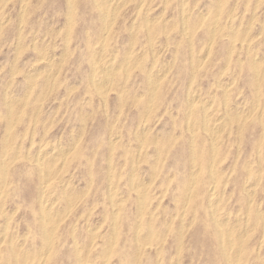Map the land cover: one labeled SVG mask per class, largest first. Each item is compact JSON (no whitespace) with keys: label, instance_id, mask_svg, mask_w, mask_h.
Masks as SVG:
<instances>
[{"label":"rangeland","instance_id":"1","mask_svg":"<svg viewBox=\"0 0 264 264\" xmlns=\"http://www.w3.org/2000/svg\"><path fill=\"white\" fill-rule=\"evenodd\" d=\"M263 210L264 0H0V264H264Z\"/></svg>","mask_w":264,"mask_h":264},{"label":"bare ground","instance_id":"2","mask_svg":"<svg viewBox=\"0 0 264 264\" xmlns=\"http://www.w3.org/2000/svg\"><path fill=\"white\" fill-rule=\"evenodd\" d=\"M129 1V0H128ZM105 2V1H104ZM183 2V1H182ZM107 3V2H106ZM220 3V2H219ZM116 4V3H115ZM120 5V4H119ZM126 5V4H125ZM220 6V5H219ZM257 6V5H256ZM122 6H120V8H121ZM188 7V6H187ZM163 8H165V7H163ZM116 9V8H115ZM25 10V9H24ZM27 10V9H26ZM108 10H110L109 8H108ZM113 10V9H112ZM150 10V9H149ZM183 11V10H182ZM108 12V11H107ZM115 13V12H114ZM118 13V12H117ZM106 15V16H105ZM104 16L107 18V14H105ZM203 16V15H202ZM145 17H146V15H145ZM184 17V16H183ZM201 17V16H200ZM70 18V17H69ZM150 18V17H149ZM205 18V17H204ZM3 20V19H2ZM111 20V19H110ZM251 20H252V18H251ZM149 21H151V20H149ZM3 22V21H2ZM72 23V22H71ZM106 23V22H105ZM133 23V22H132ZM184 23V22H183ZM229 24V23H228ZM252 24V23H251ZM134 26V25H133ZM214 26V25H213ZM184 28V27H183ZM250 28V27H249ZM148 29V28H147ZM216 30V29H215ZM187 33V32H186ZM20 38V37H19ZM67 39V38H66ZM68 40V39H67ZM211 40V39H210ZM211 42V41H210ZM250 44V43H249ZM248 47V46H247ZM210 48V47H209ZM16 50V49H15ZM156 50V49H155ZM148 52V51H147ZM157 52H159V51H157ZM116 53V52H115ZM130 54V53H129ZM207 55V54H206ZM257 55V54H256ZM114 56V55H113ZM155 56V55H154ZM205 56V55H204ZM131 57V56H130ZM256 57V56H255ZM258 57V56H257ZM263 57V56H262ZM64 59V58H63ZM230 59V58H229ZM60 61V60H59ZM99 61V60H98ZM111 61V60H110ZM122 61V60H121ZM260 61V60H259ZM123 63V62H122ZM257 63V62H256ZM54 64V63H53ZM105 64V63H104ZM106 65V64H105ZM119 66V65H118ZM109 67V66H108ZM107 67V68H108ZM121 67V66H120ZM153 67V66H152ZM101 68V67H100ZM103 68V67H102ZM105 68V67H104ZM113 68V67H112ZM116 68V67H115ZM114 68V69H115ZM166 68V67H165ZM226 68V67H225ZM111 69V68H110ZM113 69V70H114ZM151 69V68H150ZM149 69V70H150ZM36 70V69H35ZM44 70V69H43ZM107 70V69H106ZM119 70V69H118ZM107 71H109V69L107 70ZM40 72V71H39ZM127 72V71H126ZM168 72V71H167ZM37 73V72H36ZM101 73V72H100ZM113 73V72H112ZM149 75H150V72H149ZM152 75V74H151ZM166 75V74H165ZM12 77H13V75H12ZM98 77V76H97ZM149 77V76H148ZM154 77H155V75H154ZM50 78V77H49ZM108 78V77H107ZM128 78V77H127ZM151 78H152V76H151ZM156 78V77H155ZM97 79V78H96ZM103 79V78H102ZM159 79H160V77H159ZM95 80V79H94ZM157 80V79H156ZM162 80V79H161ZM219 80V79H218ZM234 80V79H233ZM96 81H99L98 79L96 80ZM106 81V80H105ZM149 81V80H148ZM153 81H154V79H153ZM11 82V81H10ZM219 82V81H218ZM30 83V82H29ZM229 83V82H228ZM158 84V83H157ZM10 85V84H9ZM149 85V84H148ZM10 87V86H9ZM53 87V86H52ZM154 87V86H153ZM156 87H157V85H156ZM189 87H190V85H189ZM73 89H74V87H73ZM155 92V91H154ZM14 93V92H13ZM225 93V92H224ZM17 95V94H16ZM211 95V94H210ZM226 95V94H225ZM214 96V95H213ZM259 97V96H258ZM211 100V99H210ZM150 101V100H149ZM193 101V100H192ZM226 101V100H225ZM16 102V101H15ZM195 102V101H194ZM193 102V103H194ZM203 102V101H202ZM204 103V102H203ZM207 103V102H206ZM211 103V102H210ZM241 103V102H240ZM252 103V102H251ZM206 105V104H205ZM210 105V104H209ZM225 105V104H224ZM11 106V105H10ZM152 107V106H151ZM256 107V106H255ZM206 108V107H205ZM240 110V109H239ZM193 112V111H192ZM204 112V114H205V111H203ZM219 112V111H218ZM10 113H11V111H10ZM208 113H206V115H207ZM189 115V114H188ZM192 115V114H191ZM216 115V114H215ZM209 116V115H208ZM245 116V115H244ZM19 117V116H18ZM205 117V116H204ZM207 117V116H206ZM203 118V117H202ZM209 120V119H208ZM17 121V120H16ZM206 121V123H208L207 122V119L205 120ZM219 121V120H218ZM226 121V120H225ZM14 123H16V122H14ZM203 123H205V122H203ZM156 124V123H155ZM204 125V124H203ZM144 126V125H143ZM209 126V128H210V125H208ZM146 127V126H145ZM212 127V126H211ZM224 127V126H223ZM193 128V127H192ZM212 128H214V127H212ZM146 129V128H145ZM152 129V128H151ZM218 129V128H217ZM222 129V128H221ZM34 130V129H33ZM194 130V129H193ZM197 130V129H196ZM205 130H207V129H205ZM209 131H210V129H209ZM136 132V131H135ZM207 132V131H206ZM208 133V132H207ZM121 135V134H120ZM192 136V135H191ZM137 137V136H136ZM80 138V137H79ZM64 141V140H63ZM80 141V140H79ZM210 142V141H209ZM47 143H49V141L47 142ZM191 143V142H190ZM212 143V142H211ZM156 144V143H155ZM61 145V144H60ZM193 145V144H192ZM114 146V145H113ZM141 146V145H140ZM41 147V146H40ZM73 147H74V145H73ZM149 147V146H148ZM260 147V146H259ZM56 149V148H55ZM45 150V149H44ZM74 150V149H73ZM141 151V150H140ZM42 152H43V150H42ZM138 152V151H137ZM215 152V151H214ZM17 153V152H16ZM50 153V152H49ZM58 152H56V154H57ZM45 154V153H44ZM194 154V153H193ZM47 155V154H46ZM45 155V156H46ZM42 156H43V154H42ZM213 156H214V154H213ZM35 157V156H34ZM41 157V156H40ZM2 159V158H1ZM143 160V159H142ZM210 160V159H209ZM39 161V160H38ZM58 161V160H57ZM132 162V161H131ZM210 162V161H209ZM4 163H5V161H4ZM40 164V163H39ZM61 164V163H60ZM133 164H134V162H133ZM43 165H44V163H43ZM252 165V164H251ZM39 166V165H38ZM124 167V166H123ZM251 168V167H250ZM111 170V169H110ZM45 171H46V169H45ZM4 173V172H3ZM154 174V173H153ZM5 175H6V173H5ZM4 175V176H5ZM43 176V175H42ZM130 176H131V174H130ZM133 176V175H132ZM255 177V176H254ZM5 178V177H4ZM7 178V177H6ZM191 178H192V176H191ZM47 179V178H46ZM153 179H154V177H153ZM131 180H132V178H131ZM192 180H195V178H193ZM47 181H48V179H47ZM47 181H46V183H47ZM190 181V180H189ZM214 181V180H213ZM43 182V181H42ZM148 182V181H147ZM194 182V181H193ZM193 183L191 182V185H192ZM42 186H43V183H42ZM46 186V185H45ZM190 185H188L187 187H189ZM214 186V185H213ZM253 186V185H252ZM255 186V185H254ZM191 187H193V186H191ZM43 188V187H42ZM45 189H46V187H45ZM113 189V188H112ZM190 189V188H189ZM213 189V188H212ZM72 191V190H71ZM50 192V191H49ZM253 192V191H252ZM188 193V192H187ZM42 194H44V191H43V193ZM49 194V193H48ZM47 194V195H48ZM112 194H114V193H112ZM146 194V193H145ZM50 195V194H49ZM189 195V194H188ZM187 195V196H188ZM71 196V195H70ZM45 197V196H44ZM194 197V196H193ZM254 197V196H253ZM252 197V198H253ZM140 198H141V196H140ZM42 199V198H41ZM58 199V198H57ZM211 200V199H210ZM214 200V199H213ZM46 201V200H45ZM215 201V200H214ZM47 202V201H46ZM211 202V201H210ZM51 203V202H50ZM214 203V202H213ZM41 204V203H40ZM44 205V204H43ZM52 205V204H51ZM113 205V204H112ZM143 205V204H142ZM49 206V205H48ZM57 206V205H56ZM211 206V205H210ZM43 207V206H42ZM113 207V206H112ZM50 208V207H49ZM142 209V208H141ZM60 210V209H59ZM143 210V209H142ZM4 211V210H3ZM264 211V210H263ZM12 214V213H11ZM55 214V213H54ZM43 215H44V219H47L48 217H49V212H48V210H46L45 209V211H44V213H43ZM248 215V214H247ZM114 216V215H113ZM42 217V216H41ZM42 218V219H43ZM66 219V218H65ZM217 219V218H216ZM215 219V220H216ZM140 220V219H139ZM138 220V221H139ZM240 220V219H239ZM245 220V219H244ZM49 221V220H48ZM183 221V220H182ZM218 221H219V219H218ZM217 221V222H218ZM224 221V220H223ZM221 222V221H220ZM219 222V223H220ZM3 224V223H2ZM115 224V223H114ZM219 225V224H218ZM223 225V224H222ZM235 225V224H234ZM3 227V226H2ZM51 228V227H50ZM134 228V227H133ZM97 229V228H96ZM184 229V228H183ZM229 230V229H228ZM137 232V231H136ZM46 233V232H45ZM4 234V233H3ZM179 234V233H178ZM239 234V233H238ZM48 235V234H47ZM223 235V234H222ZM5 236V235H4ZM95 236H96V234H95ZM26 237V236H25ZM182 237V236H181ZM16 238V237H15ZM93 238V237H92ZM111 239V238H110ZM3 241V240H2ZM9 241V240H8ZM18 241V240H17ZM49 243V242H48ZM182 243V242H181ZM47 244V243H46ZM261 244V243H260ZM18 246V245H17ZM91 246V245H90ZM109 246V245H108ZM139 247V246H138ZM224 248V247H223ZM17 249V248H16ZM112 249V248H111ZM47 250V249H46ZM89 250V249H88ZM45 250H43V252H44ZM40 252V251H39ZM47 252H48V250H47ZM46 252V253H47ZM49 252H50V250H49ZM45 253V252H44ZM179 253V252H178ZM42 254V253H41ZM27 255V254H26ZM47 255V254H46ZM44 256H45V254H44ZM226 256V255H225ZM43 257V256H42ZM107 258V257H106ZM44 259H45V257H44ZM8 260V259H7ZM13 260H15V259H13ZM41 260V259H40ZM106 260V259H105ZM104 260V261H105ZM86 261V260H85ZM107 261V260H106ZM8 262V261H7ZM7 262H6V264H7ZM15 262V261H14ZM17 263V262H16ZM158 263V262H157ZM177 263V262H176ZM43 264H44V262H43Z\"/></svg>","mask_w":264,"mask_h":264}]
</instances>
